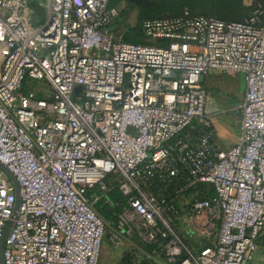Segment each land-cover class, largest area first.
<instances>
[{
  "label": "built area",
  "instance_id": "obj_1",
  "mask_svg": "<svg viewBox=\"0 0 264 264\" xmlns=\"http://www.w3.org/2000/svg\"><path fill=\"white\" fill-rule=\"evenodd\" d=\"M253 3L240 22L189 11L145 21L149 44H134L112 29L121 10L110 0H0V163L21 188L15 211L0 167V242L13 223L4 264H100L106 236L115 249L126 239L156 246L141 251L145 261L254 260L264 235V8ZM212 72L244 76L238 142L222 150L212 131L174 142L205 117ZM108 180L126 199L110 231L95 208ZM179 225L217 236L195 250Z\"/></svg>",
  "mask_w": 264,
  "mask_h": 264
},
{
  "label": "rangeland",
  "instance_id": "obj_2",
  "mask_svg": "<svg viewBox=\"0 0 264 264\" xmlns=\"http://www.w3.org/2000/svg\"><path fill=\"white\" fill-rule=\"evenodd\" d=\"M129 1L130 0L112 1L113 4L118 6L122 14L125 9H129V15L126 20L124 22H121V17L119 21L115 23V26L113 25L114 28H112L119 35L120 38L122 37V40H125L124 36L126 33L131 37H135L133 31H131V28H137L144 18L160 17L162 14H164L165 10L177 6L178 3H180L179 1L181 0H149L151 2L150 5H142L137 7L131 5ZM252 4L253 0H242V5L244 7L249 8L250 6H252ZM193 10L195 11L194 14H209L211 13L212 9L211 7H203L199 3H196L193 6ZM249 12L250 8L244 9L241 14V17L247 16ZM136 41L138 40L136 39ZM37 84L39 86L38 88H36V90H38V93H41L42 91H45L47 89V87H44L42 83ZM203 84L211 96V101L208 102L207 113L205 114L203 120H198L196 123H198V125L200 124L202 126H205L209 129L211 128L210 123H232L234 129L238 132L237 123H241L242 116L240 106L244 99V94L246 92L244 76H239V74H220L212 72L203 78ZM213 109L215 112L210 114L208 111ZM194 196L196 197L197 195L192 194L186 196L185 198H180L178 200L180 206L186 205L194 198ZM98 211L104 217V220L106 221L109 227L108 231H110V227L113 225L111 219H109V211H111V209L102 207L98 209ZM186 227L188 228V225H179V230L182 232H186ZM188 231L189 232H186L187 236L185 240L190 245V247L195 250L200 249L204 245H209L213 243L217 236V230L213 231L211 235H204L200 231L196 233L192 230L193 232H191L190 229H188ZM107 234L108 232H106V235ZM262 241L260 244H263ZM132 243V254L127 255L138 256L139 260L141 261V264H146L147 262L144 260L145 256L140 254L141 251L145 250V244H143L138 239H132ZM260 244L259 248L264 251L261 248L262 246ZM103 246V254H107V251L111 249L110 247H112L109 243L108 236H106ZM108 264H115V262L109 261Z\"/></svg>",
  "mask_w": 264,
  "mask_h": 264
},
{
  "label": "trees",
  "instance_id": "obj_3",
  "mask_svg": "<svg viewBox=\"0 0 264 264\" xmlns=\"http://www.w3.org/2000/svg\"><path fill=\"white\" fill-rule=\"evenodd\" d=\"M113 0H110V7H118L112 2ZM131 5L134 7H137L136 4H134L131 0L129 1ZM177 6L165 10L164 14H162L160 17H148L144 18L140 25H138L137 28H131V31H133V34L135 37H131L127 35V33L124 36L123 40L126 43H134V44H149L147 39L145 38L143 32H142V25L145 21L148 20H158V19H164L167 17H179L182 16L186 11H189L192 15L194 16H213L216 17L220 20L226 21V22H240L243 21L247 18H249L254 10H255V5L254 3L252 6H250V12L247 16L241 17V14L244 9H249L248 7H244L242 5V0H181L179 1ZM263 8H264V0H261ZM199 3L203 7H211V13L209 14H194L193 6ZM151 4V2H150ZM32 7H36L35 3H32ZM37 13L42 16L43 12L39 9H37ZM129 15V9H125L123 11V14L121 12L120 18L122 17L121 22H124L126 18ZM119 18V19H120ZM119 19L117 21H119ZM115 26V24H114ZM113 26V27H114ZM127 35V36H126ZM136 39L138 41H136ZM135 40V41H134ZM142 40V41H141ZM28 91V86L27 84L24 85V92L26 93ZM201 131H212L211 128L207 127H201L200 125L198 126L197 124L195 125L194 130H189L186 131L185 133H182L178 138L175 139L174 142H176L178 139L184 138L187 135L191 133L198 134ZM107 184L112 188L108 193H105L102 195V198L96 203L95 208L96 211L100 214L98 209L100 208H110L111 211H109V219H111L112 222L116 223L117 217L119 213H121L122 208L126 204V199L121 195L119 192L118 188L115 186V183L111 182L110 180L107 181ZM93 192H96L99 194V189L95 188L93 189ZM92 193V191L89 192V195ZM213 194V192H212ZM203 197V196H201ZM172 199V198H171ZM101 215V214H100ZM102 216V215H101ZM103 217V216H102ZM104 218V217H103ZM184 236V235H183ZM186 239V236H184V240ZM263 239V241H262ZM261 241L263 244H260ZM186 242V240H185ZM187 243V242H186ZM188 244V243H187ZM259 244L262 246L261 248L264 250V236L260 239ZM145 250L147 253H151L154 249H156V246L152 245H145ZM132 260V255H126L125 258L123 259L124 264H129Z\"/></svg>",
  "mask_w": 264,
  "mask_h": 264
},
{
  "label": "crops",
  "instance_id": "obj_4",
  "mask_svg": "<svg viewBox=\"0 0 264 264\" xmlns=\"http://www.w3.org/2000/svg\"><path fill=\"white\" fill-rule=\"evenodd\" d=\"M114 28V27H113ZM241 76V75H239ZM245 83V80H244ZM246 86V84H245ZM211 101V100H209ZM243 103V101H242ZM241 103V104H242ZM208 107V104H207ZM210 114L214 113L213 110L208 111ZM213 132V139L214 141L222 148V149H229L233 147L240 138V127L241 123H237L238 132L234 129L232 123H210ZM184 232V231H183ZM187 236V233H185ZM132 240L126 239L119 248L115 249L110 247L107 251V254H103V249L100 255L99 263L100 264H108L109 261L115 262V264H120L123 257L127 254H132ZM111 245V244H110ZM104 247V246H103ZM264 251L261 249L256 253L252 264H264ZM147 259L146 264H166L165 261L159 256H150ZM251 264V263H250Z\"/></svg>",
  "mask_w": 264,
  "mask_h": 264
},
{
  "label": "water",
  "instance_id": "obj_5",
  "mask_svg": "<svg viewBox=\"0 0 264 264\" xmlns=\"http://www.w3.org/2000/svg\"><path fill=\"white\" fill-rule=\"evenodd\" d=\"M134 4H136L137 6H142V5H150V1L149 0H131ZM0 167L1 169L6 173L7 177L9 178L10 182L14 185L15 187V194H16V204H15V211L18 210L19 206H20V185L17 181V179L15 178V176L7 169V167H5L4 165H2L0 163ZM12 225L13 223L10 222L8 225H7V228L5 230V233H4V236L0 242V259H1V262L2 264H4V259H3V251H4V246H5V242H6V239L10 233V230L12 228Z\"/></svg>",
  "mask_w": 264,
  "mask_h": 264
}]
</instances>
